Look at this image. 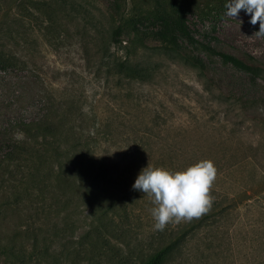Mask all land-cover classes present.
Returning a JSON list of instances; mask_svg holds the SVG:
<instances>
[{
    "label": "rangeland",
    "instance_id": "374dc122",
    "mask_svg": "<svg viewBox=\"0 0 264 264\" xmlns=\"http://www.w3.org/2000/svg\"><path fill=\"white\" fill-rule=\"evenodd\" d=\"M227 2L0 0V54L12 57L0 65V166L16 121L45 110L67 111L85 128L100 117L98 153L118 179L135 181L148 163L175 171L211 159L217 170L208 211L162 231L154 229L147 194L126 199L129 216L111 226L117 235L109 232L111 249L101 254L91 245L97 234L89 229L87 206L72 201L58 219L56 208L47 215L25 205L7 210L0 236L19 225L23 232L15 229L18 241L0 243V264H112L127 254L126 243L130 264H139L184 230L164 264H264V82L218 53L264 67V36L255 35L259 23L251 24L244 9L226 15ZM117 27L120 43L111 42ZM134 49L161 68L154 81L108 76L101 68L103 52L123 58ZM195 61L205 65V75ZM138 143L156 154H132ZM33 234L44 240L35 244ZM4 243L11 251L1 252Z\"/></svg>",
    "mask_w": 264,
    "mask_h": 264
},
{
    "label": "trees",
    "instance_id": "16d2710c",
    "mask_svg": "<svg viewBox=\"0 0 264 264\" xmlns=\"http://www.w3.org/2000/svg\"><path fill=\"white\" fill-rule=\"evenodd\" d=\"M168 18L166 20H169ZM169 21L171 25L176 24ZM119 32V27L113 30L111 42L122 41L118 37ZM218 53L224 62L250 73L254 80L257 78L264 82V67L261 65L246 62L226 51L219 50ZM143 56L136 52L132 57L127 55L118 58L114 53L107 51L100 55L99 61L108 76H119L135 82L154 81L161 68L150 66ZM11 59L8 53H1L0 65L10 62ZM192 66L200 75H205V65L195 61ZM97 118L93 119V124L88 128L78 124L77 117L75 123V117L67 111L54 115L41 110L30 118L17 120L14 142L2 156L0 166V215L10 210L22 209L25 205V208L35 210L37 214L45 213L44 215H47V210L56 208L53 213H56L57 217L52 214L50 216L58 219L72 201H75L76 208L84 205L92 211L93 220H89V229L97 234V243H91L93 248L98 249L100 254L105 249H111L109 232L112 231L113 236L117 234L109 229L129 216L127 202L131 199L135 201L141 191L132 188L135 181L118 179L110 166L111 163L98 153L103 138L100 136L99 126L97 127L101 119ZM138 144L131 149L132 154L146 158L156 154L151 146ZM117 216L120 219H117ZM19 227L16 226L15 229L22 230ZM15 229L8 235L0 236V243L5 239L9 242L18 241L15 239L20 237V230ZM187 233L188 231L184 230L171 237L147 257L139 260V264H164L176 248L181 246ZM87 234L86 232L85 237ZM44 236L45 234H33L34 243L44 240ZM4 244L1 252L5 247V252L11 251V245ZM125 245L127 254L124 257L115 256V262L112 264H130L133 252L130 243Z\"/></svg>",
    "mask_w": 264,
    "mask_h": 264
},
{
    "label": "clouds",
    "instance_id": "9594fccd",
    "mask_svg": "<svg viewBox=\"0 0 264 264\" xmlns=\"http://www.w3.org/2000/svg\"><path fill=\"white\" fill-rule=\"evenodd\" d=\"M226 15L235 17L241 9L251 14L250 23H259L257 36H264V0H228ZM217 170L211 159L198 162L180 170H169L148 163L143 167L132 188L147 194L154 205L150 210L154 229L164 230L173 220L199 218L211 205L210 188Z\"/></svg>",
    "mask_w": 264,
    "mask_h": 264
}]
</instances>
